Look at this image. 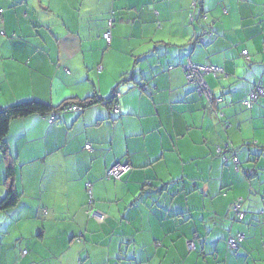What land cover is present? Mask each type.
<instances>
[{
	"label": "crops",
	"instance_id": "crops-1",
	"mask_svg": "<svg viewBox=\"0 0 264 264\" xmlns=\"http://www.w3.org/2000/svg\"><path fill=\"white\" fill-rule=\"evenodd\" d=\"M263 45L264 0H0V111L115 93L120 111L11 123L0 200L9 161L20 201L0 212V264H264V98L244 104ZM189 62L223 71L205 77L214 101Z\"/></svg>",
	"mask_w": 264,
	"mask_h": 264
},
{
	"label": "trees",
	"instance_id": "trees-1",
	"mask_svg": "<svg viewBox=\"0 0 264 264\" xmlns=\"http://www.w3.org/2000/svg\"><path fill=\"white\" fill-rule=\"evenodd\" d=\"M198 2L196 3L194 1V7H193L194 9L195 8L197 9ZM197 41L198 40H196V42ZM263 50H264V45H263ZM258 86L260 85H255L254 89L251 91L250 94H252L253 92H257L256 88ZM250 94L249 96H247L245 101L250 99ZM262 98H259V100H261ZM214 100H215V97L213 98V101ZM259 100H256V102L251 101V106L257 103ZM101 104L111 108L112 111L114 110L116 111V108L118 105L116 93L114 94V97L112 99H103V98H100L97 94H94L93 96L87 97L83 100H79L77 98L69 99V100L64 101L62 105L57 108L50 106L48 104L39 102V101H27V102H22V103L13 105V106L6 107L4 110L0 111V151L3 154H6V151L8 149L6 138L8 136L10 125L13 121L17 119H24V118H28L33 115H41L44 117H51V116L55 117V122H56L58 115L62 113H68L70 111H74L73 108L75 107L80 109V111L78 112H83L87 109H90L96 105H101ZM116 114H119V113H116ZM222 158L224 159V161H228V160H225L224 156H222ZM231 160H234V158H231ZM6 171H7V176H6L5 186L7 189V193L5 197L2 200H0V212H6L11 209H14L20 201V196L15 188V183H14V179H15L14 168L9 161H7ZM235 204L236 202L233 204V206ZM242 204L243 203H241V205ZM233 206H232V210H233ZM90 209H92V206H90L88 211ZM88 211H87V214H88Z\"/></svg>",
	"mask_w": 264,
	"mask_h": 264
},
{
	"label": "built area",
	"instance_id": "built-area-1",
	"mask_svg": "<svg viewBox=\"0 0 264 264\" xmlns=\"http://www.w3.org/2000/svg\"><path fill=\"white\" fill-rule=\"evenodd\" d=\"M110 31H108L105 34V37L107 39V41L110 43L111 39H112V34H111V29L114 26V18H111V20L108 23ZM243 56L248 58V52L247 51H243ZM184 71H185V75H186V79L188 81V83H193L196 86V90L200 95H204L207 97V99L209 101L213 100V95L212 92H210L209 86L206 83L205 77L207 75H214V76H221L223 75V71L220 68L214 67V66H201V65H196L192 62H189L188 64H186L185 66H183ZM257 92H253L252 94H250V99H248L247 101H245V105L247 107L251 106V101H255L259 100V98L264 97V88L261 86H258L257 88ZM73 110L75 111H80L79 108L75 107L73 108ZM116 113H119V108H116ZM55 121V117H50V122H54ZM85 149L88 151H91L92 145L88 144L85 146ZM225 160H229L228 158H225ZM235 163H237V159L234 158L233 160ZM128 166L126 165H122V164H117L115 166H112L107 174H106V178L107 179H113L115 181H121L123 174L128 170ZM91 187L88 188V192L90 193V195H92L91 192ZM93 201L91 200L90 203H92ZM242 201L239 200L236 202V204L233 206V211L235 213V215L237 216V218L240 221H243L246 217L245 213L242 211V205H241ZM88 215L91 218H95L96 220L102 222L105 219V216L99 212H97L96 210H94V208L92 207V209H90L88 211ZM243 240V236L239 235L237 238H230L228 240V247L231 250H238V243L239 241ZM189 246L191 249H195V245L194 242H190ZM26 253V252H25Z\"/></svg>",
	"mask_w": 264,
	"mask_h": 264
},
{
	"label": "rangeland",
	"instance_id": "rangeland-1",
	"mask_svg": "<svg viewBox=\"0 0 264 264\" xmlns=\"http://www.w3.org/2000/svg\"><path fill=\"white\" fill-rule=\"evenodd\" d=\"M88 208H90V207H88Z\"/></svg>",
	"mask_w": 264,
	"mask_h": 264
}]
</instances>
